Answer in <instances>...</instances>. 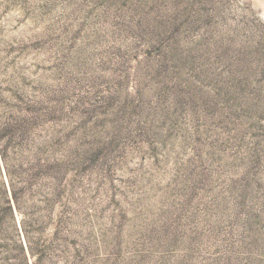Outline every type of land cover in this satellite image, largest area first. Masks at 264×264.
<instances>
[{
	"label": "rangeland",
	"instance_id": "obj_1",
	"mask_svg": "<svg viewBox=\"0 0 264 264\" xmlns=\"http://www.w3.org/2000/svg\"><path fill=\"white\" fill-rule=\"evenodd\" d=\"M0 264H264V0H0Z\"/></svg>",
	"mask_w": 264,
	"mask_h": 264
}]
</instances>
